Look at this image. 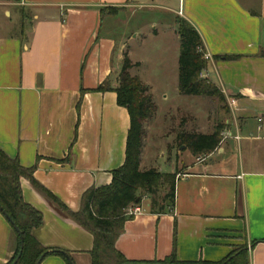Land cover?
<instances>
[{"label": "crops", "instance_id": "0c3cea01", "mask_svg": "<svg viewBox=\"0 0 264 264\" xmlns=\"http://www.w3.org/2000/svg\"><path fill=\"white\" fill-rule=\"evenodd\" d=\"M144 6L175 15L177 25L185 21L201 36L202 77L224 97L222 141L211 153L188 150L167 160L169 171L158 172L177 175L175 206L156 214L145 197L116 249L130 262L217 263L243 246L249 264H264V0H0L21 30L0 36V150L34 168L36 182L73 213L83 210L87 192L110 186L126 160L131 121L114 92L93 90L105 81L117 88L130 33L119 34L115 23ZM225 56L237 59H217ZM154 121L145 124L143 172ZM164 124L158 150L177 142L178 135L167 136L173 119ZM21 190L43 217L35 240L72 264H91L92 234L30 181L21 179ZM17 248L0 212V264H10ZM40 264L68 261L51 255Z\"/></svg>", "mask_w": 264, "mask_h": 264}, {"label": "trees", "instance_id": "16d2710c", "mask_svg": "<svg viewBox=\"0 0 264 264\" xmlns=\"http://www.w3.org/2000/svg\"><path fill=\"white\" fill-rule=\"evenodd\" d=\"M180 38L179 92L186 97H204L224 102L219 89L202 77L207 67L204 44L199 33L187 22L178 25ZM224 61L237 59L233 56L221 58ZM133 64L124 55L123 65L118 76L116 89L105 81L94 92L112 91L117 95V104L125 108L130 116L126 160L124 165L113 173L112 184L99 190H90L84 196L83 210L71 212L65 205L42 188L34 179V168H23L17 159L12 160L0 150V212L5 213L23 236L24 248L16 264H37L41 257L63 256L60 251L44 248L32 235L33 230L43 224L42 214L25 203L21 190V179L31 182L63 216L73 220L92 234L94 247L91 251V264H249L247 250L241 248L227 259L217 262L182 263L174 257L164 261L130 262L116 249V243L124 233L125 223L132 219L125 212L132 206H141L145 197L150 198L151 211L163 214L175 206L176 174H162L151 169L140 171L144 147L145 124L154 118L156 106L147 86L129 70ZM84 93V92H83ZM223 127L218 126L210 135L181 133L177 137L180 146L186 147L194 156H201L216 150L222 141ZM166 194L158 200V193ZM10 224V222H8ZM13 228V226L10 224ZM14 230V228H13ZM15 232V230H14ZM16 233V232H15ZM17 234V233H16ZM13 264L20 253V237ZM64 257V256H63ZM66 258V257H65ZM67 259V258H66ZM68 264H72L67 259Z\"/></svg>", "mask_w": 264, "mask_h": 264}, {"label": "rangeland", "instance_id": "374dc122", "mask_svg": "<svg viewBox=\"0 0 264 264\" xmlns=\"http://www.w3.org/2000/svg\"><path fill=\"white\" fill-rule=\"evenodd\" d=\"M4 11L5 8H0V36L20 33L15 16L12 19L7 18ZM115 25L119 34L126 31L130 33L124 54L133 64L129 74L139 78L148 87L152 97L154 96V118L157 121H154L155 127L150 137L149 157L146 162L150 165L149 170L167 172V160L170 158L175 162V156L183 155L188 150L176 140L171 146L158 150L163 143L160 135L166 128L165 121L173 119V126L167 129V136L181 133L212 134L216 127L221 126L217 120V110L225 111V107L217 99L186 97L180 94V38L175 15L144 6L134 13L122 15ZM135 28L137 29L132 30ZM176 107L182 108L184 112L181 110L176 114ZM177 172H180V169H177ZM165 194L160 191L157 199L161 200ZM242 247L238 246L234 252Z\"/></svg>", "mask_w": 264, "mask_h": 264}, {"label": "water", "instance_id": "95a60500", "mask_svg": "<svg viewBox=\"0 0 264 264\" xmlns=\"http://www.w3.org/2000/svg\"><path fill=\"white\" fill-rule=\"evenodd\" d=\"M3 216L5 217V219L10 222V224L13 226L15 232L19 235L20 237V253L18 255V257L16 258L15 262L13 264H16L20 258H21V255H22V251H23V248H24V243H23V236H22V233L19 231V229L12 223V221L10 220V218L5 214L3 213ZM64 257H66L67 259H69V256L66 254V253H63V252H60ZM44 259V256L40 258V260L38 261L37 264H40L42 262V260Z\"/></svg>", "mask_w": 264, "mask_h": 264}, {"label": "built area", "instance_id": "2783aa9c", "mask_svg": "<svg viewBox=\"0 0 264 264\" xmlns=\"http://www.w3.org/2000/svg\"><path fill=\"white\" fill-rule=\"evenodd\" d=\"M181 15V14H180ZM231 106H235V101H231L230 102ZM127 217H136L142 214V208L141 206H137V205H132L130 206L126 212H125Z\"/></svg>", "mask_w": 264, "mask_h": 264}]
</instances>
